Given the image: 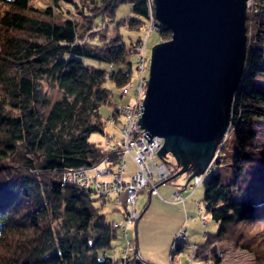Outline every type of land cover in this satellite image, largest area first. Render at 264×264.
<instances>
[{
    "label": "trees",
    "instance_id": "trees-1",
    "mask_svg": "<svg viewBox=\"0 0 264 264\" xmlns=\"http://www.w3.org/2000/svg\"><path fill=\"white\" fill-rule=\"evenodd\" d=\"M62 1L40 9L32 0H0V264L116 262L108 254L116 221L95 207L92 187L67 173L104 155L90 135L106 134L99 109L114 104L105 83L126 86L137 72L128 55L140 36L127 42L120 27L145 30L154 4L80 0L76 14L83 20L57 19ZM122 3L132 5L133 15L117 20ZM253 12L255 22L247 10V57L233 104L243 114L245 146L235 154L229 183L213 169L224 164L217 156L204 184L202 203L218 228L197 244L199 260L214 240H234L264 264V0H255ZM160 32L161 42L171 39L166 25ZM161 151L173 157L174 176L181 165Z\"/></svg>",
    "mask_w": 264,
    "mask_h": 264
},
{
    "label": "water",
    "instance_id": "water-1",
    "mask_svg": "<svg viewBox=\"0 0 264 264\" xmlns=\"http://www.w3.org/2000/svg\"><path fill=\"white\" fill-rule=\"evenodd\" d=\"M249 1L154 0L172 37L152 48L138 123L149 140L164 138L157 152L164 161L161 149L172 153L181 165L174 177L195 164L187 181L204 173L224 140L247 57Z\"/></svg>",
    "mask_w": 264,
    "mask_h": 264
},
{
    "label": "rangeland",
    "instance_id": "rangeland-1",
    "mask_svg": "<svg viewBox=\"0 0 264 264\" xmlns=\"http://www.w3.org/2000/svg\"><path fill=\"white\" fill-rule=\"evenodd\" d=\"M255 0H250L248 5V11H250V20L255 22L253 6ZM80 0H64L60 2L59 7H55V16L57 19L70 18L76 15V18L83 20V15L76 14L78 8L76 4H79ZM155 5V3L153 2ZM32 8L44 9L47 7L55 6L53 0H32ZM155 10V6L153 8ZM132 5L130 3H122L117 9V20L124 19L126 17L132 16ZM155 21V23H154ZM153 23L147 19L146 29L142 30H129L128 28L121 26L120 33L123 35L125 41L129 42L131 39H137L140 36V40L136 45V48L132 50L128 55V60L132 61L137 68H140L137 54V46L142 44L144 46V57L146 59V66L144 67V74L147 76V82L149 78V66L152 48L155 44L162 41L161 29H157L158 25L163 26L155 14V19ZM252 26V25H251ZM104 27V24L97 26L95 30H100ZM147 30H150V34L147 36L144 45V39L147 35ZM250 36L252 28L249 30ZM109 33L114 35L117 33V29L114 24L109 26ZM137 51V52H136ZM140 53H143L140 51ZM138 58V59H137ZM103 66V65H102ZM138 80L137 73L135 72L132 76L128 86H117L112 81H107L105 84L107 87L113 90V95L111 97V102L116 105H127L133 104L136 98V85ZM148 86V83L147 85ZM143 89V97L145 99L147 87ZM127 92H124L125 89ZM56 93V92H55ZM144 102V101H143ZM144 106V103H143ZM112 104H103L99 111L102 119L105 122L106 134L111 132L119 136L117 128H121V118L112 124L108 120L110 116ZM145 108V107H144ZM143 108V110H144ZM149 132V131H148ZM106 136V137H105ZM113 136V135H112ZM109 135V137H112ZM108 134L105 135L101 132H94L90 135V141L96 142L102 145L104 139L110 140ZM164 139V138H163ZM217 149L216 157L222 156L224 164L221 167L213 168L215 172H220L223 175L224 182L229 183L231 181V173L233 171V166L235 163V154L237 151L242 150L245 146V122L243 118L242 111L239 107L233 106L232 116L230 121L229 131L225 134V138ZM118 153H114L109 159L112 162L114 159H118ZM158 160L164 161L162 157L157 156ZM164 162H167L171 168L176 167L175 161L171 155L164 157ZM215 160V159H214ZM214 166V161L208 167L209 173L212 171ZM172 168V169H173ZM136 165L132 160V157H127V163L125 167V172L123 178L127 180L130 175L135 171ZM174 171V169H173ZM209 173H206L202 182L195 188L190 187L193 184V180L196 176L187 181L190 177V173H184L174 177L158 186V194H150L149 191L141 193L138 206L141 212V216L138 221L126 229V235L135 240L138 244L139 254L141 264H257L256 256L254 253L241 248L234 240H227L224 242L213 241L212 244L205 250V254L202 253L201 260L194 259L191 263L188 251L176 252L171 251V246L175 240L176 233L179 229L184 228L188 231V242L192 244L204 243L207 238V234H215L218 228V224L212 219L211 215L206 211L204 204L202 203L204 198V184L207 181ZM204 174V173H203ZM200 175V174H199ZM94 176V174H93ZM186 184V185H185ZM117 197L116 194H111L107 197H100L94 194L95 207L100 211V213L106 215L107 219L111 222L123 221L126 215V199L127 192L125 189L120 190ZM178 193L180 198H176L175 194ZM201 203L202 205H200ZM200 207L199 213L198 208ZM248 228V227H247ZM235 238H238L236 233ZM124 240L123 232L118 228L117 236L112 241V246L109 248L108 254L116 259V264L119 263L118 260L121 256L122 249L124 250L126 243ZM197 248V258H198ZM203 254L205 256H203ZM210 255V256H209ZM123 256H125L123 254ZM208 257V258H206ZM129 261V260H128Z\"/></svg>",
    "mask_w": 264,
    "mask_h": 264
},
{
    "label": "built area",
    "instance_id": "built-area-1",
    "mask_svg": "<svg viewBox=\"0 0 264 264\" xmlns=\"http://www.w3.org/2000/svg\"><path fill=\"white\" fill-rule=\"evenodd\" d=\"M149 18L150 24L155 19V10L150 5ZM155 23V21H154ZM158 30L161 26L158 25ZM150 34V30H147L146 38ZM138 61L140 68L138 67V80L135 84L136 98L133 104L127 105H114V110L110 114V120L112 124H115L117 120L121 118L122 126L120 128V138L116 139L115 136L109 137L107 141V155L103 158V162L95 165L92 169L89 167H83L81 169H75L69 171L68 177L75 181L81 182L84 187H92L99 196H109L116 194L119 197V191L125 189L127 192L126 199V215L123 221H116L114 226L121 229L123 236H126V229L129 225L136 223L141 216L138 210V192L150 189L151 194H158L157 187L160 182L171 177L174 173L173 169L167 162L158 160V150L163 146L164 139L159 136H152L149 140L144 134L147 130L143 129L141 124L138 123L139 118L142 116L144 110L143 106V89L147 85V76L144 74V67L146 66V59L144 57V46L142 44L137 46ZM143 53H140L142 51ZM129 85V84H128ZM126 85V86H128ZM147 87V86H146ZM126 88L124 92H127ZM118 153V159L110 161V157ZM131 156L133 162L136 165L135 171L132 173L130 181L126 183L123 179L125 167L127 163V157ZM91 167V166H90ZM210 169H206L204 174H198L193 180V184L190 187L195 188L198 186L206 173H209ZM90 171L94 172V176L89 178ZM105 177V178H104ZM111 177V179H108ZM171 178L163 181L162 183L170 180ZM160 183V184H158ZM158 184V185H157ZM176 198H180L178 193L175 194ZM201 205V204H200ZM198 208V213L200 206ZM135 240L129 238L126 241V246L123 250V258L117 264H141L140 258L135 248ZM184 243V248L177 249V245ZM197 244L188 242V231L184 228L179 229L176 233L175 240L171 246V251L185 252L188 251L191 263L194 259H197ZM129 260V261H128ZM116 264V263H115Z\"/></svg>",
    "mask_w": 264,
    "mask_h": 264
},
{
    "label": "bare ground",
    "instance_id": "bare-ground-1",
    "mask_svg": "<svg viewBox=\"0 0 264 264\" xmlns=\"http://www.w3.org/2000/svg\"><path fill=\"white\" fill-rule=\"evenodd\" d=\"M153 2H154V0H153ZM249 3H250V1L248 2V5H249ZM155 6V5H154ZM150 67V66H149ZM149 76V75H148ZM149 79V78H148ZM148 83V82H147ZM114 105H115V103H114ZM114 105H112V107H111V112H112V110H114ZM111 112H110V114H111ZM110 119V116H109V118H108V120ZM110 121V120H109ZM111 122V121H110ZM229 128H230V123H229V126H228V129H227V132L229 131ZM117 130V132L119 133V136H117L116 134H112L111 132H108L107 134H108V137H109V135L110 136H115V138L116 139H119L120 138V129L119 128H117L116 129ZM226 132V133H227ZM107 134H105V135H107ZM106 137V136H105ZM224 138H225V136H224ZM224 142V141H223ZM107 147H108V144H107V140L106 139H104V141L102 142V153L104 154L103 156H101V158H100V160L97 162V163H95L94 165H92L91 167H89V168H87V169H92L95 165H98L99 163H102L103 162V158L107 155ZM81 168H83V167H81ZM81 168H77V169H81ZM90 173V176H89V178H91L92 176H93V174H94V172L93 171H90L89 172ZM105 178V177H104ZM130 178H131V175L129 176V178L127 179V180H125L124 178V180L126 181V183H128L129 181H130ZM108 179H111V177H108ZM77 184H79V185H81L82 183L81 182H78ZM81 186H83V185H81ZM157 189H158V187H157ZM145 191H150V189H147V190H142V191H140V192H138V195H139V198H140V195H141V193H143V192H145ZM151 194V193H150ZM138 202H139V199H138ZM199 204H201V203H199ZM202 205V204H201ZM137 206H138V203H137ZM138 210H139V206H138ZM139 212H140V210H139ZM140 214H141V212H140ZM129 238H131V237H128L127 235L126 236H124V240H128ZM126 241H125V243H126ZM184 246V243L183 244H181V245H177V249L178 250H180L183 246ZM135 248H136V251H137V253L139 254V249H138V244L137 243H135ZM184 248V247H183ZM205 254V253H204ZM203 254V256H205ZM123 258V249H122V252H121V256H120V258L118 259V260H120V259H122ZM195 261V260H194ZM116 263V262H115Z\"/></svg>",
    "mask_w": 264,
    "mask_h": 264
},
{
    "label": "crops",
    "instance_id": "crops-1",
    "mask_svg": "<svg viewBox=\"0 0 264 264\" xmlns=\"http://www.w3.org/2000/svg\"><path fill=\"white\" fill-rule=\"evenodd\" d=\"M114 104V103H113ZM111 111V110H110Z\"/></svg>",
    "mask_w": 264,
    "mask_h": 264
}]
</instances>
